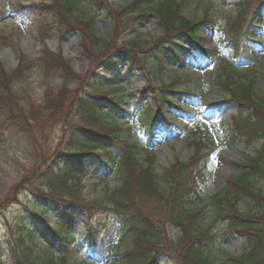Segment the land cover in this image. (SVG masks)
I'll return each mask as SVG.
<instances>
[{
  "label": "rangeland",
  "instance_id": "rangeland-1",
  "mask_svg": "<svg viewBox=\"0 0 264 264\" xmlns=\"http://www.w3.org/2000/svg\"><path fill=\"white\" fill-rule=\"evenodd\" d=\"M76 1L79 9L72 16L56 15L57 21L52 15L58 12L57 0H0V236L6 238L10 235L13 221L26 220L31 225L32 207L24 203L41 204L35 203L32 192L46 194L45 184L57 181L58 170L49 161L58 159L57 152L61 155L70 145L69 134L66 135L65 131L76 125L72 100L81 96L90 100L94 95L107 102L123 96L124 101L118 108L121 114L115 118L128 146L131 142L135 146L144 145V138L140 135L146 112L159 111L165 122L161 126L159 122L153 141L152 151L156 156L153 171L157 174L169 168L177 171L180 165L194 158L202 180L195 182L197 198L190 204V209L193 213L201 210V219L209 223L215 212L210 199L226 189V182L237 173L236 164L256 158L264 145L261 141L248 143L230 138L231 116L239 107L246 110L245 104H238L217 84L222 80L224 64L230 63V69L225 72L236 73L244 80H254V92L264 102V84L260 82L264 77V10L246 25L251 38L247 44L250 47L247 49L249 62L233 55L227 49L230 44L227 48L220 47L217 57L204 60L192 53L187 40H182L178 60L169 55L158 59L161 61L160 70L154 63L156 52L150 50L162 43L159 42L162 35L158 20L152 13L139 17L137 5L147 10L155 1H178L185 19L199 21L203 16L207 17L214 24L210 29L201 30L199 37L210 50L219 47V30L229 37L230 19L235 17L237 4L244 0H144L138 4L135 0H99V7L92 6L90 0ZM76 1L62 0V4L65 9L68 6L74 8ZM245 1L253 10L252 2L257 0ZM152 8H155L154 4ZM19 9L25 10V15H18L16 11ZM87 18H92L94 35L108 43L106 50L99 51L90 40ZM256 26L259 27L257 31ZM121 39L136 40L139 46H148L133 49V44L124 46ZM244 39L240 37L236 48L244 46ZM130 54L134 61L131 70L127 68L128 63L120 59ZM52 56L60 57L68 66L65 75L56 73L54 64L58 60ZM107 58L115 62L121 60L114 73L104 72L99 67ZM98 81L103 84L102 88L94 84ZM162 94L172 100V105L156 100ZM108 106L109 103L103 108ZM129 114L133 115L130 117ZM121 146L118 144L116 148L122 149ZM91 150L89 148L88 153L92 155L84 158L86 175L80 179L73 198L74 203L82 208H88L93 199L105 198L106 192L119 182L117 172L104 170L99 165L96 158L104 157V153ZM37 156L48 161L43 163ZM135 159L143 165L142 155ZM125 171L134 184V165L126 166ZM137 190L134 185L127 190L130 197L136 198L134 204L149 211L152 214L150 219H155L154 215L156 221L161 222L159 225L165 240L174 243L180 237V231L165 222L159 201ZM62 196L64 201L71 198L65 193ZM252 204L249 199H241L236 209L244 214ZM47 206L51 210L46 216L54 227L58 206ZM72 207V213L86 221L85 215L75 210L77 206ZM89 219L87 228L79 221L75 228L72 256L68 259L70 264H93L91 260L109 264L101 263L98 252L107 248L115 238H118L116 248L120 256L133 251L131 239L119 232L120 226L114 217L94 213ZM226 228L227 220H220L213 230L224 233ZM247 250L244 239L225 234L221 238L217 261L237 258ZM158 260L159 264H176L165 255H160ZM260 264H264V258Z\"/></svg>",
  "mask_w": 264,
  "mask_h": 264
},
{
  "label": "trees",
  "instance_id": "trees-1",
  "mask_svg": "<svg viewBox=\"0 0 264 264\" xmlns=\"http://www.w3.org/2000/svg\"><path fill=\"white\" fill-rule=\"evenodd\" d=\"M57 2L59 14L58 12L52 13L57 21L59 19L56 15L72 16L79 9L78 1L75 3L76 7L68 6L66 9L62 0H57ZM89 2L92 3V6H101L99 0H90ZM157 2H152L155 8H152L151 5L147 7V10L141 6L136 7H138L140 16L147 11L158 17V27L162 33L159 42L164 40V42L175 43L176 39L183 37L194 39L201 27L212 25V21L207 17L198 22L186 20L181 14L180 2ZM252 7L253 10L247 6L245 0L241 4L238 3L234 13L235 17L230 19L231 34L228 38L226 35L223 36L225 41L234 47V50L238 46L240 37L245 38L244 46L242 49L236 48L235 53L238 56L242 52L243 58L247 61L249 60L247 55L249 47L245 42L248 41L249 35L246 25H250L252 19L255 20L263 10L264 0L252 2ZM24 11L19 9V13L22 15H25ZM236 20L238 22L233 25L232 23ZM81 21H87L86 26L91 35L89 37L95 48L99 51L106 50L108 43L94 35L92 18H87L86 21L81 19ZM78 26L81 27L79 23ZM121 42L124 46L133 44L131 45L133 49L148 46H139L136 40L124 41L121 39ZM156 48L158 47L154 46L150 50L156 51ZM198 49L208 57L218 54L217 50L207 52L199 47ZM202 53L200 54L202 55ZM174 54L172 52L171 55ZM236 54L234 55L236 56ZM52 57L58 60L54 64L56 73L61 75L60 72H62V75H65L68 66L60 57ZM127 57L126 60L133 63V56L130 54ZM110 59L107 58L100 62L99 67L102 71L108 73L115 71L117 63ZM229 73L225 72L226 76H222L223 80L217 81V84L229 92L232 99L238 104L243 102L246 109L239 107L236 113L231 116L233 130L230 131V134L232 140H244L248 143L261 141L264 144V102L254 92V80H244L236 73ZM260 82L264 84V77L260 79ZM99 83L98 81L94 84L102 87L103 84ZM85 97L81 96L72 100L71 107L74 110V116H76V125H71L72 128L65 131L66 135L69 134L70 145L64 153L61 152V155L60 152H57L58 159L54 158L51 162L49 161L50 164L55 165L54 169L58 170L57 181L54 184H45L48 190L46 194L36 190H34L36 193L32 192L35 203L40 202L41 204L24 203V205L32 207L30 210L31 225L26 220L13 221L14 226L10 227V235L6 238L0 236V264H70L68 260L71 258L69 246L74 241V226L77 218L70 213L72 205L79 206L78 208L85 212L89 218L94 213L114 215L120 224L121 232L131 239L133 251L125 252L120 256L116 248L112 247L107 250L103 258H109V264H159L158 257L160 255L168 256L176 264H260L262 262L264 258V145L257 152L256 158L236 164L237 173L226 182V189L210 199L209 203L215 207V212L212 220L207 223L201 219V210L193 213L190 209V204L197 198L195 182L202 180V173L195 168L194 158L191 159L193 161L190 160L180 165L177 171L171 168L160 174L153 171L154 154L150 147L157 120L161 117L159 111L156 110V113L155 111L147 112L148 118L143 124L145 126L144 133L149 138L147 144L134 147L130 143L128 146L122 129L119 128L110 109L103 108L109 103L115 109V106L122 103L123 98L118 96L115 101L107 102L97 99L96 95L90 100ZM157 101L172 103V100H169V97L164 94L159 95ZM108 118L109 122H106ZM116 144L126 146V148L124 149L122 146V149L116 148ZM89 148H92L91 151L104 153L105 156L101 158L104 163L103 167H109L117 172L119 182L108 193L106 192L105 198L91 200L88 203V209L74 203L73 198L79 188L80 179L86 175L83 157L90 154L88 153ZM137 155L144 156L146 163L144 167L135 159ZM37 159L42 160V157L37 156ZM47 161L48 159L43 163ZM131 163L136 169L134 184L128 179L125 171V167ZM131 185L138 188L139 193L149 194L159 201L165 215L163 217L165 222L173 224L180 231L181 235L174 243L165 240L159 225L161 222L158 223L154 215L155 219H150L152 214L149 211L141 210L134 204L133 200L136 198L130 197L127 192ZM64 193L71 197L69 201L62 200ZM241 199H249L253 202L249 211L244 214L238 213L236 209ZM47 205H58V218L54 221V228L51 227L46 217V214L51 210ZM221 205H226V207ZM220 220H227V228L224 233L213 231ZM82 222L86 224V221ZM225 234L236 235L244 239L248 250L237 258H227L225 261L219 262L217 256L220 255V242ZM44 236L48 237L45 243L43 242ZM3 245L5 248L2 247ZM4 252L7 254L6 259L2 258ZM116 257L119 259L116 260Z\"/></svg>",
  "mask_w": 264,
  "mask_h": 264
}]
</instances>
